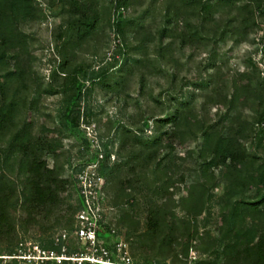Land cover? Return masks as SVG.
Returning <instances> with one entry per match:
<instances>
[{
	"label": "trees",
	"instance_id": "obj_1",
	"mask_svg": "<svg viewBox=\"0 0 264 264\" xmlns=\"http://www.w3.org/2000/svg\"><path fill=\"white\" fill-rule=\"evenodd\" d=\"M238 1L241 0H199L194 14L200 17V27L193 30L192 27L185 28L189 23L178 27L179 15L185 11L189 0L169 3L163 11L165 23L156 24L154 28L151 24L146 25L145 20L126 17L122 10L130 4V0H109L107 4L101 0H66V16L57 34L62 39L60 46L65 57L58 66L60 71L65 72L63 69L68 61L65 52L96 29L102 13L106 12L110 19L113 9L119 15L110 23L111 29L124 40L128 31L143 30L146 26L145 30H149H144L146 34L142 41L157 37L155 53L164 64L170 62L166 58L169 50L164 44L166 37L175 36L180 38L181 43H190L205 38L212 41L224 39L226 32H230L232 35L240 33V37L235 39L239 42L248 34V18L241 17L240 26H237L232 19L219 25L212 16L220 6ZM243 1L242 8L251 6L252 13L258 11L264 15L263 0ZM31 7L32 0H0V72L4 73V79L0 80V264H4L3 254H15L18 241L16 213L23 228L38 224L40 218L47 220L53 213H58L56 220H65V225L73 230L74 216L81 205L80 197L72 205L64 196L68 186L76 180L80 167L74 169L73 175L62 176L64 167L58 162L59 136L54 135L53 129L44 123L34 131V118L39 110L36 98L30 96L33 90L39 92L41 85L32 89L20 63L21 56L29 51L26 35L15 26L21 16L31 14ZM124 44L129 45V42ZM262 50L264 52V42ZM8 51L16 59L12 66L6 59ZM141 63L142 59H139L136 65H122L118 73L110 77H115V84H120L125 80L124 73L132 72ZM254 66L257 67L256 64ZM83 77L95 78L96 70L92 69L88 74L84 71ZM81 86L78 74H64L61 91L68 117L72 111L79 112ZM49 88L53 90L52 84ZM219 88L214 84L211 86L200 108L181 101L173 114L155 117L151 135L136 133L118 124L122 143L112 164H108L107 159L113 149L107 147L106 141L102 142L104 156L99 160L98 171L104 178V186L109 187L115 199L125 196V201L133 209L132 212H121L119 221L137 225L140 210L144 212L146 229L136 241L140 246L157 249L156 264L159 259L166 258L172 246L177 244L183 246V256H187L193 244L206 254V257L197 260V264H216L219 256L223 257L221 264H264V160L256 152L257 149L264 152V75L243 70L231 78L230 93H221ZM240 107H248L254 113L242 117ZM169 123L172 124L170 128L166 125ZM199 135L202 136L198 151L200 179L186 183L183 172L177 175L172 171L175 160L184 159V154L172 155L174 162L171 165L170 162H162L159 150L166 149L171 155L177 145L185 148ZM123 136L132 140L125 141ZM247 142H250V147ZM44 151L52 153L55 158L51 166L43 157ZM123 151L125 153L121 154ZM257 160L258 164L254 165ZM215 166L223 168L226 202L217 222V234L209 230L200 233L196 218L204 208L206 195L218 186L213 170ZM122 169L131 175L120 177ZM13 173H16L15 178ZM181 184L186 193L174 198L173 194L180 190ZM126 186L137 191L147 190L151 195L164 198V201L158 203L146 196L139 201L136 195L125 191ZM250 188L255 189L259 199H242L245 190ZM241 203L246 206L240 208ZM176 206L184 211V215L175 213ZM99 226L108 230V225L102 221ZM64 242L67 252L78 251L76 245H71V237ZM41 245L60 251V246L52 241L47 246ZM212 255L213 259L208 258ZM11 258L8 264H19L17 257ZM173 258L177 261L176 253ZM42 264L73 263L70 259H62L61 262L45 259ZM81 264H87V261Z\"/></svg>",
	"mask_w": 264,
	"mask_h": 264
},
{
	"label": "rangeland",
	"instance_id": "obj_2",
	"mask_svg": "<svg viewBox=\"0 0 264 264\" xmlns=\"http://www.w3.org/2000/svg\"><path fill=\"white\" fill-rule=\"evenodd\" d=\"M64 1L66 0H32L31 14L21 16L15 25L18 31L26 35L29 51L21 56L20 63L25 69L32 89L41 85L39 92L33 90L30 96L36 98V107L39 110L34 118V131L44 123L45 126L53 129L54 135L59 136L61 145L58 162L63 164L64 177L73 175L77 167L89 166L95 160L97 153L101 152L99 147L103 151L104 141L107 142L108 148L113 149L107 163H114L122 143L120 131L117 130L118 124H123L133 132L151 135L155 117L173 114L176 105L181 101L193 103L196 108H200L205 93L213 84L220 87L221 93H230L231 78L238 72L250 70L264 75L262 50L264 15L258 11L252 13L251 6L242 8L243 0L220 6L212 16L218 20L219 25L232 19L234 24L240 26L241 17L248 18V34L245 39L235 42V39L240 37V33L232 35L230 32H226L224 39L213 40L214 42L205 38L181 43L179 37H166L164 44L169 47L166 58L170 60L167 64H164L155 53L157 37L151 41H142L146 34L144 32L146 26L142 28L143 30L128 31L123 40L121 35L116 34L110 27V23L119 12L111 10L110 19L104 12L96 29L65 52L68 61L63 69L65 72L60 71L58 65L65 55L60 46L62 39L57 34L61 31L66 16L64 7H67V2ZM101 1L107 4L109 0ZM172 1L130 0V4L122 11L126 17L145 20L146 25L151 24L154 28L156 24L165 23L162 17L163 11ZM175 1L181 2V0ZM198 3L199 0H189L187 8L179 15V28L187 26L186 23H189L186 29L192 27L194 30L200 27V17L194 14ZM262 3L264 5V0ZM124 42H129V45H125ZM6 59L10 66L16 61L11 51H8ZM139 59H142L141 65L134 67L132 72L126 71L124 82L115 84V77L110 76H115L122 65H136ZM255 64L257 67L254 66ZM92 69L96 70L95 78L83 77L84 71L88 74ZM66 72L78 74L82 82L79 112L72 111L69 117L64 106V94L61 91L62 79ZM3 79L4 73L0 72V80ZM50 84L53 90L49 88ZM212 110L211 107L210 111ZM239 112L242 117H249L254 113L248 107H240ZM166 125L170 128L172 124ZM254 127L257 128L258 125L255 124ZM223 133L225 134L226 130ZM123 139L132 140L125 136ZM201 143L202 136L199 135L185 148L177 145L171 155L166 149H160L162 162H170L173 165L172 155L182 153L184 159L175 160L176 165L172 171L177 175L183 172L186 183L199 180L198 151ZM246 144L250 147V142ZM256 152L261 156V160H264V152L261 149H257ZM43 157L49 166L53 164L55 158L52 153L44 151ZM258 161L254 165H257ZM213 170L218 186L206 195L204 208L196 218L200 233L209 230L212 234H217V222L226 202L223 193L225 182L223 168L215 166ZM125 175L130 176L131 173L122 169L120 177ZM12 177L15 178L16 173H13ZM68 187L64 196L68 203L75 205L79 197L77 181L75 180ZM100 188L104 196L102 223L108 225V230L99 226L98 235L106 242H110L113 239L110 231L114 228L127 241L128 251L134 264H156L157 249L140 246L136 241L146 229L144 212L140 210L137 225L119 221L121 212L133 211L130 203L125 201V196L115 199L109 187L105 188L104 179L100 183ZM125 191L136 195L139 201L144 196L158 203L164 201V198L151 195L147 190L137 191L131 186H126ZM184 193L186 190L181 184L180 190L176 191L173 197L177 198ZM259 198L254 188L246 189L242 196L245 201ZM245 206V203L240 204V208ZM174 211L178 216L184 215V211L179 206H176ZM56 215L58 213H53L47 220L40 218L38 224H30L28 228H23L18 220L19 214L16 213L15 227L18 237L16 250L12 255L3 254L4 264H8L13 256L17 257L19 264H41L21 257L25 253H36L34 244L49 245L53 235L58 231L62 229L70 231L65 225L66 221L56 220ZM69 237H71V245H76L78 251L85 249L84 244L73 234ZM182 247L181 244L173 245L166 258L159 259L158 264H197L198 259L206 257V254L202 253L195 244L189 247L187 256H183ZM174 253L178 257L177 261L173 258ZM213 257L212 255L208 258L213 259ZM222 259V256L217 257L216 264H221Z\"/></svg>",
	"mask_w": 264,
	"mask_h": 264
},
{
	"label": "built area",
	"instance_id": "obj_3",
	"mask_svg": "<svg viewBox=\"0 0 264 264\" xmlns=\"http://www.w3.org/2000/svg\"><path fill=\"white\" fill-rule=\"evenodd\" d=\"M100 151L89 166H81L76 174L78 194L81 205L74 216L73 230L62 229L53 235V243L60 246L56 252L52 248H46L41 244H34L36 253H25L21 258L41 263L45 259H53L61 262L62 259H70L72 263L81 264H134L128 251L127 241L121 234L112 228L110 231L113 239L106 242L98 235V226L103 220V192L100 188L103 176L98 171V163L104 153ZM84 244L83 250L68 253L64 242L72 235Z\"/></svg>",
	"mask_w": 264,
	"mask_h": 264
}]
</instances>
